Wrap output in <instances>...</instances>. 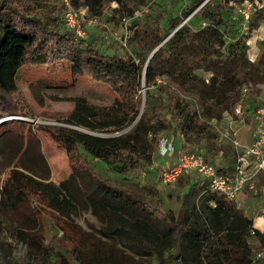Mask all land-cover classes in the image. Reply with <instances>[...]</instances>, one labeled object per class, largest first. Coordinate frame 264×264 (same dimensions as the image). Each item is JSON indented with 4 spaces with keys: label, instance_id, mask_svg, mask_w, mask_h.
Wrapping results in <instances>:
<instances>
[{
    "label": "trees",
    "instance_id": "1",
    "mask_svg": "<svg viewBox=\"0 0 264 264\" xmlns=\"http://www.w3.org/2000/svg\"><path fill=\"white\" fill-rule=\"evenodd\" d=\"M112 1L70 0V4L101 18ZM204 1L191 0L181 9L187 16L198 8L194 15L206 20L203 27L180 25L170 17L163 26L136 28L132 39L140 51L134 56L105 53L96 46L95 32L75 42L64 26V7L57 4H49L50 10L43 12L35 0H0V121L27 117L16 76L40 65L47 66L48 76L106 85L115 102L107 109L77 103L61 120L66 126L37 125L35 132H23L22 120L0 123V212L14 215L16 225L9 224L7 230L25 245L29 256L48 264L264 261L254 258V246L248 242L253 236L264 251V231L254 229L253 218L234 202L206 192L205 201L189 211L193 190L187 187L178 212L164 213L155 190L146 196L101 176L80 152L120 169H140L151 163L161 135L178 134L182 142L178 150L184 151L210 142L213 121H220L224 113L234 118L237 106L245 109L264 94V52L255 63L248 60L244 47L224 49L231 26L223 16L233 0H207L201 6ZM199 71L208 73V80ZM142 83L144 107L139 115ZM156 83L159 95L154 98L148 88ZM39 134L65 151L70 178L78 179V187L86 184L107 210V226L99 235L73 224L70 179L57 187L45 182L49 168ZM45 214L64 232L70 250L61 253L45 243L41 221ZM254 224L262 226L258 220Z\"/></svg>",
    "mask_w": 264,
    "mask_h": 264
},
{
    "label": "rangeland",
    "instance_id": "2",
    "mask_svg": "<svg viewBox=\"0 0 264 264\" xmlns=\"http://www.w3.org/2000/svg\"><path fill=\"white\" fill-rule=\"evenodd\" d=\"M35 1L39 3L38 8L43 12L50 10L49 4H57L63 7L61 0ZM190 1L115 0L105 8L101 18H93L88 15V20H95L84 22L81 28H78L85 35L82 36L80 34L78 36L79 34L72 30L73 28L69 26V29L72 31L77 43L81 40L76 37H86L91 35L90 33L95 32L93 36L98 41L96 46L105 53L125 52L135 56L140 51L135 45V40L132 39V34L136 28L149 30L156 25L163 26L170 17L180 22V25L184 23L193 27L207 25L205 19L194 15L198 8L187 16L181 13V9H184ZM245 1L233 0L228 4L227 14H224L223 21L230 23L231 34L224 40V49H228L229 45L235 44L241 48L244 47L248 60L256 63L261 53L264 52V11L251 14L245 20V17L238 11V9L243 8L242 4ZM205 2L206 0L201 6ZM64 12H62L63 15ZM145 14H150L152 18L146 20ZM220 31L223 32L224 28L220 27ZM47 70V66L45 68L44 65H40L31 69V71L20 72L16 76L17 90L26 104L28 115L27 117L14 116L8 118L25 121L26 125L23 132L26 130L35 132L37 131L35 129L37 125L66 126L61 120L66 117L77 103H85L88 106L103 109L114 106L113 96L106 85L91 83L86 79H78L74 82H71L70 79H58L55 76H48L49 72ZM198 75L205 80L209 78L208 73L201 71L198 72ZM157 83L148 88L154 98L159 95ZM144 91L145 87L144 83H142L141 97ZM240 112L242 113L239 115L235 114L234 118L232 115L224 113L220 121H213L211 123V133L214 134V137L210 139V142L203 141L197 146L189 147L188 151L191 150L205 156L219 168H227L231 171L236 164V150L232 146V141L237 140L241 145L250 147L264 136V94L257 98L256 103H248L245 109H241ZM8 120L10 119L5 121ZM39 136L41 137V151L49 168V178L45 182L57 187L62 182L70 179L71 184L69 186L74 198L71 210L73 224L81 231L95 236L99 235V232L107 226V210L102 208L91 196L90 188L86 184L78 187V179L72 180L70 178L71 169L68 166L65 151L57 148L46 136L41 134ZM160 138L172 140L177 148L182 144L178 134H163ZM80 152L82 158L89 161L94 170L101 176L115 183H124L129 188L138 189L146 196H152L155 190L157 194L154 196L159 199L160 209L164 213L176 214L178 212L182 194L187 187H191L193 190L192 195L188 199L189 211L205 201L206 190L203 185H199V178L193 175L185 174L179 177L173 185H162L159 182L154 171L171 163L173 159L167 156L161 157L157 151L153 155L151 163L146 167L135 170L120 169L117 165L106 164L85 155L82 151ZM262 152H264V148H262ZM238 153L241 154L242 151L239 149ZM244 157L245 160L242 162L244 172L247 176L252 175L256 172L257 162L253 155ZM151 166H154V169L152 171L147 169L148 176L142 177L141 172ZM260 171L256 172L252 179L255 182L258 193L253 195L250 190H245L242 193L243 195L241 194L242 196H238L232 202L247 217L253 218L252 227L254 229L264 231L257 228L254 224V218L264 217L259 211L261 206L264 205V176L260 175ZM242 197L244 200L243 203H240ZM41 221L44 224L45 243H50L54 250L61 253L70 250L68 242L65 241L64 232L57 228L52 217L45 214ZM9 224L16 225L14 215L0 212V264H48L39 257L27 254L25 245L12 238L9 234L7 230ZM248 242L254 246V253L264 252L258 247L253 236L248 238ZM143 261L146 264L149 263V259H144ZM260 264H264V261H261Z\"/></svg>",
    "mask_w": 264,
    "mask_h": 264
},
{
    "label": "built area",
    "instance_id": "3",
    "mask_svg": "<svg viewBox=\"0 0 264 264\" xmlns=\"http://www.w3.org/2000/svg\"><path fill=\"white\" fill-rule=\"evenodd\" d=\"M64 7L63 21L67 29L69 26L76 31L78 36L83 34L80 32L81 26L84 22H92L88 20V13L85 8H75L70 4V0H61ZM207 1V0H206ZM242 9L238 11L245 17L249 18L251 14L264 11V0H246L242 4ZM79 28V29H78ZM70 30V29H69ZM71 31V30H70ZM72 32V31H71ZM76 37V36H75ZM80 40L84 37H76ZM245 92V90L243 91ZM241 109L239 106L235 108V114L239 115ZM264 136L259 141L250 147L241 145L237 140L232 141V146L236 150V164L235 167L229 171L227 168H219L212 160L197 154L193 151L178 150L172 140L166 138L158 139V155L161 157L175 156V161L164 166L159 167L154 172L162 185H173L177 179L185 174L193 175L200 180V185H203L206 192L215 193L229 201H234L245 190H250L253 195L258 193L255 182L252 181L256 172L264 170ZM239 149L242 151L238 153ZM253 155L257 164L256 172L247 176L242 167V162L245 160L244 156ZM152 171L154 166L145 168L141 172V176H148V170ZM260 213L264 215V205L259 209ZM255 259L264 258V252L254 254Z\"/></svg>",
    "mask_w": 264,
    "mask_h": 264
},
{
    "label": "water",
    "instance_id": "4",
    "mask_svg": "<svg viewBox=\"0 0 264 264\" xmlns=\"http://www.w3.org/2000/svg\"><path fill=\"white\" fill-rule=\"evenodd\" d=\"M153 52H154V51H153ZM153 52L151 53V55L149 56V58H148L147 61H146V64H145V67H144V71H143V74H144V72H145L146 65H147L149 59L151 58ZM143 107H144V95H142V97H141V106H140L139 115H140V113L142 112ZM139 115H138V116H139ZM7 119H11V118H5V119L1 120L0 123L3 122V121H5V120H7Z\"/></svg>",
    "mask_w": 264,
    "mask_h": 264
},
{
    "label": "crops",
    "instance_id": "5",
    "mask_svg": "<svg viewBox=\"0 0 264 264\" xmlns=\"http://www.w3.org/2000/svg\"><path fill=\"white\" fill-rule=\"evenodd\" d=\"M177 148V147H176ZM178 149V148H177ZM168 158H172V159H175V156H170V157H168ZM243 195V194H242ZM241 195V196H242ZM243 197H242V199H241V201H240V203L242 202L243 203ZM254 220L256 221V220H258L259 221V224L260 225H262L259 229H262V230H264V217H256V218H254ZM255 221H254V223H255ZM258 228V227H257Z\"/></svg>",
    "mask_w": 264,
    "mask_h": 264
}]
</instances>
